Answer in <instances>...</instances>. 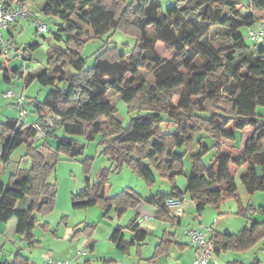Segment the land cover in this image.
I'll list each match as a JSON object with an SVG mask.
<instances>
[{
    "label": "trees",
    "instance_id": "trees-1",
    "mask_svg": "<svg viewBox=\"0 0 264 264\" xmlns=\"http://www.w3.org/2000/svg\"><path fill=\"white\" fill-rule=\"evenodd\" d=\"M2 1L7 7L15 2ZM40 11L60 20L54 35L58 40L64 36L65 50L50 49L47 67L33 77L25 75L22 66L9 71L4 60L0 61V70H5L6 82L10 83L12 75L24 77V86L35 79L49 87L43 101H35L34 113L44 133L42 144L53 148L56 155L63 152L83 165L84 184L72 194V208L98 205L105 214L114 208L118 217L134 209L140 196L130 188L112 194L108 181L112 167L118 171L126 166L147 185L155 182L154 173L170 183L168 193L151 195L145 201L156 204L157 217L171 223L178 220L170 216L164 203L167 198L181 201L187 194L199 214L206 206L217 209L233 199L236 213L250 224L237 233H214L215 251L244 253L263 241L264 219L255 221L251 217L256 213L264 216V205L243 203L235 176L239 175L247 194L264 193V120L257 112L259 105L264 106V44H246L240 30L262 17L264 0H175L166 8L158 0H44ZM118 28L137 37L134 50L122 53L116 44L105 46L92 67L85 69L86 60L80 52L84 31L90 29L94 37H99ZM158 42L173 52L171 58L158 53ZM37 45L28 44L24 50L29 54ZM197 58L200 66L195 64ZM68 66L70 71L66 70ZM142 70L155 77V90L181 89L176 102L159 103L154 94L145 99L149 88ZM109 92H115L138 112L126 127L115 118ZM47 117L52 118V126L46 122ZM163 121L174 129L163 132ZM247 126L252 127V133L243 149L233 147L225 153L223 141L234 142L235 132ZM200 132L212 138L211 146L197 138ZM99 133L102 154L111 167L103 168L91 182L93 157L84 154V144L77 137L92 141ZM35 137L31 124L24 127L16 119L0 123V163H7L22 144L27 145L24 156L30 159L29 166L19 168L7 184L0 182V221L15 219L16 233L29 245L36 242V214L53 209L56 193L55 184L49 182L54 164L34 146ZM51 140L54 144L49 143ZM179 148L183 152L179 153ZM210 151L206 164L204 158ZM186 155L190 173L186 189L181 191L176 178L184 174ZM241 168L243 172H239ZM25 198L29 203L20 208L18 203ZM126 228L133 233L129 241L119 226L110 237L121 250L142 243L146 237L135 219ZM258 262L254 260L253 264ZM231 263L243 264L238 259ZM0 264H28V260L17 253Z\"/></svg>",
    "mask_w": 264,
    "mask_h": 264
},
{
    "label": "rangeland",
    "instance_id": "rangeland-1",
    "mask_svg": "<svg viewBox=\"0 0 264 264\" xmlns=\"http://www.w3.org/2000/svg\"><path fill=\"white\" fill-rule=\"evenodd\" d=\"M34 3H36L35 8L33 7L35 13L36 10H38V7L43 6V0H32ZM159 3L162 5V7L166 8L170 5L175 4V0H158ZM245 3V7H247V3ZM247 11V8L243 9V12L245 13ZM38 13V12H37ZM36 13L35 18H37L38 21H41L42 23L46 24L47 26V32L40 34L36 31L35 26L33 24V18H24L19 19L18 22L20 25L15 29V34L13 36L14 43H16L19 48L23 49L27 47L29 44H33L34 42L38 43V45L31 51H29V59L27 62L30 63L31 70L29 72H26L25 75H31L32 77L38 74L42 70V68L47 67L48 64V52L52 48H61L65 50L67 47V44L65 43V38L62 36V39L58 40L54 34L57 32V25L60 24V20L53 16H46L40 12V15ZM263 13H260V16H263ZM126 19V18H125ZM129 21V20H128ZM133 28V27H132ZM241 32L243 35H245L246 44L252 45L251 41L247 39V29L245 27H242ZM9 32H6L4 34V39L10 40ZM81 55L86 60L85 63V69H89L92 67L93 62L95 60V57L101 53L105 46H114L115 44L118 46L119 52L125 53V52H131L134 50L136 44H137V37L132 36L130 33L124 31L123 29H115L108 31L107 33L103 34L99 37H94L91 34L90 29H86L81 37ZM156 50L158 53L165 59H169L172 57L173 52L169 48H165V46L158 42L156 45ZM6 63L9 71L12 68L20 67L23 64V61L12 57V56H3L0 57V61H3ZM195 64L197 66L201 65V60L197 58L195 60ZM18 65V66H17ZM66 70L70 71V67H66ZM25 73V70H24ZM28 73V74H27ZM143 77L146 81V86L149 91V94L145 96V99H149L151 94H154L155 97L158 99L159 103L163 104H170L176 102L179 93L181 89L176 90H155V77L150 74L149 72H146L142 70ZM5 70H0V119H4L5 122L6 118H13V119H21L23 118L24 114L20 113V109L15 105V101L13 97H10L6 100L4 97V93L7 89H10L15 94H22L23 95V108L26 112V115L28 117H37L36 113H34V103L35 101L41 103L43 99L45 98L47 92L49 91V87H43L41 86L37 80L32 79L28 82L27 86H24V77L20 76H10V83L6 82L4 80ZM28 77V76H27ZM152 88V90H150ZM108 98L112 101V103L115 106V118L121 122L122 127H126L132 117L137 116L138 112L134 109H131L128 104H126L124 101H122L119 96L115 92H109ZM9 109L7 110V108ZM257 112L261 116V118L264 120V106L259 105L257 107ZM162 119H166L165 117H162ZM161 128L163 132H169L170 130L174 129V126L170 124L169 122L163 121L161 124ZM245 133L242 132L240 134L236 135V140L234 142L230 141H223L224 143V151L225 153H229L230 150L233 147H236V149H241L242 141L245 137ZM39 137V136H38ZM101 138V133L97 134L94 140L92 141H85L82 139V136L77 137V139L84 144V154L90 155L93 157V162L91 165V168L89 170V179L91 182H94L104 167H110L111 163L107 159V157L102 154V146L99 144ZM197 138H201L207 146H211L213 144L212 138L208 137L205 133L200 132L197 135ZM52 140L50 141V143ZM51 144H54L52 142ZM25 145V144H24ZM24 145L19 146L12 154L11 159L14 161H18L19 158L23 155H25L26 147ZM243 148V147H242ZM179 153L183 152V148H179L177 150ZM45 157L48 161L51 162V156L49 155V151L44 152ZM212 155V151L207 155V157L204 158L206 161V164H208V160L210 156ZM25 157V156H24ZM184 162V170L185 173L190 172V162L189 159L186 156L183 158ZM24 167L25 166H21ZM3 168H0V174ZM156 174V180L153 184L147 185L144 180L139 177L132 169L124 166L121 170H114L112 167V171L110 172L108 176V181L111 184V193H116L118 190H121L120 187L130 186L134 188L139 194H147L150 192V190H159L161 192H167L170 188V183L160 178L157 173ZM84 170L83 165L80 163L79 160L69 159L65 156L63 152L58 154V161L55 164L54 170L49 175V180L52 184H55L56 187V193H55V201H54V208L49 211L45 212L44 215L50 218V214L54 211L58 210V216L57 218H60L63 214H67V212L70 209L71 202L70 197L71 193L75 194L77 193L84 184ZM186 178L183 175H180L176 178V183L180 186L183 182H186ZM235 180L238 187V193L240 195L241 200L243 203H250V204H263L264 203V193L263 192H256L254 195H249L245 191L243 185L240 182L239 175L237 174L235 176ZM176 184V185H177ZM177 185V186H178ZM116 191V192H115ZM147 192V193H146ZM27 203H29L28 198H25L24 200L20 201V204L18 205L20 208H26ZM224 207L223 211L226 212V215H221L220 217L217 215L216 208L212 206H206L205 212L204 210L201 212L204 214H201V216L206 221H210L212 215L214 214L216 219L218 220L216 225L221 228V232L228 231L230 233H237L241 228L247 225L246 220L243 216H240L237 214V207L234 204L233 199H228L225 204H222ZM72 208V206H71ZM74 209V208H72ZM95 207L89 208V209H79V211H75L77 214L73 219L75 221L84 220L86 216H88V220H96V211ZM220 209V208H219ZM215 211V212H214ZM222 211V210H221ZM190 212V211H189ZM41 214V213H38ZM191 215L188 213L185 214V220L190 219ZM58 220V219H57ZM198 223V222H197ZM196 221L190 224L197 225ZM210 225V224H206ZM194 226V225H193ZM192 228L191 226L187 227ZM264 250V249H263ZM263 250H260L259 244H257L255 247H253L251 250L246 251V253H235L233 251H220L216 256L217 261L219 264H229L230 261L234 259H240L243 263L250 262V259H252L253 255L256 253L259 255L260 258H264V252Z\"/></svg>",
    "mask_w": 264,
    "mask_h": 264
},
{
    "label": "crops",
    "instance_id": "crops-1",
    "mask_svg": "<svg viewBox=\"0 0 264 264\" xmlns=\"http://www.w3.org/2000/svg\"><path fill=\"white\" fill-rule=\"evenodd\" d=\"M29 1L35 8L36 3H34L32 0ZM42 2L44 3V0ZM40 10L41 7H38V10H36V13H39H37L38 15H40ZM19 25L20 23L16 21L9 30V37L11 38L10 41L16 47L19 46L14 43L13 36L15 34V29ZM8 109L9 107L7 110ZM23 116L24 117L19 120L16 119L18 125L22 124L25 127L37 122V117H35V115H33L34 118L32 116L28 117L26 113ZM7 119L13 118L8 117L6 120ZM2 121H4V119H0V123ZM242 132L245 133V137L242 141L241 149H243L242 147L244 146L246 139L252 133V127L247 126L242 131L235 132V134L237 135ZM60 134L61 130H58V135ZM82 139L84 138L82 137ZM42 142L43 138H38L37 136L34 138V146L38 147V150L44 157V152L49 151L51 162L48 161L46 157L45 158L48 163H53L55 167V164L58 161V154L56 155L53 151V148L49 147L48 145L44 146ZM1 146L2 144L0 140V151ZM24 146L27 150V145ZM29 164L30 159L28 157H24V155L21 156L18 161L12 160L10 156V160L7 163H0V168H3L0 174V182L2 184H7L9 178L14 175L19 168H22L21 166L28 167ZM243 170L244 169L241 168L239 172H243ZM189 173H185L184 170V176L186 179ZM154 175L156 180V174L154 173ZM49 182L51 183L50 180ZM120 188L121 190H119V192L125 188H130L133 192L140 196V200L134 209H128L121 217H118L114 208H111L107 214H105L102 208H100L98 205L84 208L89 209L95 207L98 210L96 211V220L94 221L88 220V216H86L84 220L75 221L73 217L79 214L75 211H79V209L81 210L83 208L72 209L71 206V210H69L67 214H63L60 218H57L58 210L52 212L49 219L44 214H36L37 223L33 230L36 242L33 245H29L26 240L22 239L21 236L16 233L15 219H11L8 222L0 221V261L7 259L11 260L15 254L20 253L28 260V264H38L45 257H52L54 259L64 260L68 262V264H74L73 258L76 253V247L81 246L86 250V254L80 257L81 264H191L193 250L186 242L185 233L187 227L191 226L192 228H198L200 226H208L206 224H210L213 226V236L214 233L222 231L221 228L216 225L218 220L216 219L215 215L211 214L212 217L210 221H206L204 215L203 217L201 216V214H204L206 209H204L203 213L199 214L196 211L195 204L192 202V200H190L187 194L182 198L180 207H167L170 210V216H175V218L178 220L175 223H171L157 217L158 206L156 204L145 201V198L151 195L158 193H168L170 188L167 192L150 190V192H146L147 194L144 195L139 194L134 188L130 186ZM178 188L181 191H185L186 182H183L180 186L178 185ZM116 191V193L113 194L119 193L118 190ZM72 194L73 193H71V196ZM225 202L223 204H225ZM19 204L20 202L18 205ZM234 204H236L235 201ZM258 205H264V203ZM222 206L223 205H220V209L217 208L218 210L216 213L219 217L221 215H226V212H223L225 210H223L224 207ZM187 213L191 215L189 222L188 220H185V214ZM132 219H135V223L141 229L146 231V237L142 243L129 244L125 250L118 249L110 240L111 234L117 226L123 227L124 229H122L121 233L123 234L124 239L129 241L133 233L127 229L126 226ZM251 219L255 221H262L264 216L262 214L256 213L251 217ZM191 221L192 223L195 221L198 223L197 225L190 224ZM246 223L247 225L250 224L247 222V220ZM76 231H78L77 234L74 233ZM162 240H165V242H162ZM258 244L260 250H263L264 240ZM218 253L219 252L215 251V255ZM254 260L259 261L257 264H264V258H260L256 253L253 255L252 259H250V262L242 263L253 264ZM232 261H230L229 264H232Z\"/></svg>",
    "mask_w": 264,
    "mask_h": 264
},
{
    "label": "built area",
    "instance_id": "built-area-1",
    "mask_svg": "<svg viewBox=\"0 0 264 264\" xmlns=\"http://www.w3.org/2000/svg\"><path fill=\"white\" fill-rule=\"evenodd\" d=\"M251 1V0H247ZM33 18V24L35 29L40 34L47 32L46 24L38 21L36 13L33 9L32 3L29 0L21 1L15 0V2L7 7L5 3L0 0V49L1 56H12L18 58L23 61L22 68L23 71L29 72L31 70L30 63L27 62L29 59L27 53L24 48L21 49L12 44L10 40L4 39V34L9 32L11 26L18 21L19 19L24 18ZM247 29V39L251 41L252 44H264V15L256 20L253 24L245 27ZM245 36V35H244ZM246 40V39H245ZM4 97L8 99L9 97H13L15 101V105L20 109L21 114H25V110L23 108V95L15 94L10 89L4 93ZM56 119L58 116H54ZM46 122L48 125H53V120L51 117L46 118ZM32 127L36 131V136L38 138H43L44 133L42 128L38 123L31 124ZM166 207L168 208H178L181 205V201L178 198L170 197L164 201ZM186 242L189 246H191L193 250V256L191 260V264H219L217 259L215 258V242L213 239V226H200L198 228H188L185 233ZM86 254V250L81 247H76V253L73 258L74 264H81L80 257ZM38 264H68V262L60 259H54L52 257H45Z\"/></svg>",
    "mask_w": 264,
    "mask_h": 264
}]
</instances>
